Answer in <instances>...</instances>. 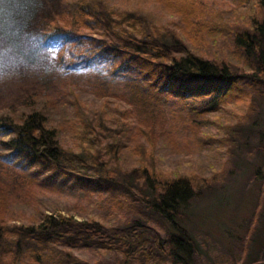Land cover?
Segmentation results:
<instances>
[{
  "label": "trees",
  "instance_id": "trees-1",
  "mask_svg": "<svg viewBox=\"0 0 264 264\" xmlns=\"http://www.w3.org/2000/svg\"><path fill=\"white\" fill-rule=\"evenodd\" d=\"M153 4L161 17L108 0H0V72L35 77L0 107V264H204L187 220L196 202L216 206L215 175L156 159L185 156L208 126L262 171L221 264H264V0ZM246 7L260 15L232 24ZM63 186L96 193L98 211L47 195Z\"/></svg>",
  "mask_w": 264,
  "mask_h": 264
},
{
  "label": "rangeland",
  "instance_id": "rangeland-1",
  "mask_svg": "<svg viewBox=\"0 0 264 264\" xmlns=\"http://www.w3.org/2000/svg\"><path fill=\"white\" fill-rule=\"evenodd\" d=\"M127 1L129 2L127 4L126 0H108V3L111 6L119 5L121 8L126 5L127 7L132 5L135 8L138 6V8L159 17L164 13L156 8L158 4H153L154 1L163 2L164 0ZM258 15L260 13H251L250 9L246 7L233 11L227 17L234 25L243 24L247 26V24L253 23V20ZM164 19L167 21L171 20L172 16H165ZM82 26L83 24L80 29H82ZM93 36L95 35L93 34ZM30 68L33 70L32 66ZM90 76V74L79 75L76 79L82 87L88 89L89 85H91ZM34 78L30 73L0 72V107L15 92H19L25 84L31 82ZM103 87L108 91H118L122 88L118 80L107 82L106 86ZM81 94L80 102L82 104L96 100L95 95L92 93ZM95 105L94 103L93 107ZM262 111L264 117V104ZM261 130L264 132V124ZM221 137L216 127L208 126L198 135V140L201 144L190 149L185 156H175L173 152L168 150H159L156 159L159 164L158 169L164 172L168 171L171 173V171H176V167H178L180 169L179 173L185 171L200 178H208L215 175V180L210 179L212 195L220 197L216 206H200L203 204L196 202L195 207H199L191 210L187 220L191 231L200 241V257L204 264H221L224 260L238 253L237 240H232V237L238 239L243 236L244 227L251 218L254 205L260 199V196H258L259 183L257 181L258 176L259 178L262 177L260 159L256 155L248 156L247 152L251 149L239 148L236 150L231 145L225 144L224 138ZM159 156L162 158H158ZM223 167L226 169L224 174L222 176L217 175ZM231 167V172H228L227 168ZM258 168L260 175L257 176ZM203 191H207V189L204 188ZM47 195L57 200L61 205L77 203L79 206L87 208V210L90 209L92 213L98 211L100 197L96 193L75 194L69 186H63L53 188L51 192H47ZM207 198H210V196H207ZM59 212L64 213V211ZM224 229L230 231H224ZM85 255L90 257L87 253Z\"/></svg>",
  "mask_w": 264,
  "mask_h": 264
}]
</instances>
